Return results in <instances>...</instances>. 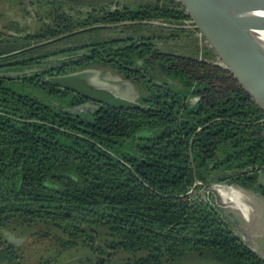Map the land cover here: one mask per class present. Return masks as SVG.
<instances>
[{
  "label": "trees",
  "instance_id": "1",
  "mask_svg": "<svg viewBox=\"0 0 264 264\" xmlns=\"http://www.w3.org/2000/svg\"><path fill=\"white\" fill-rule=\"evenodd\" d=\"M34 3L42 26L28 32L11 20L2 30L15 34L0 33V73L16 72L0 75V264L30 263L4 238L29 230L58 242L59 254H96L93 264L119 254L128 264H176L193 253L264 264L201 193L227 182L264 195V109L220 61L162 52L144 35L153 22L165 24L154 26L164 41L176 36L163 30L195 25L182 2L108 3L89 18L62 12L58 0ZM100 67L130 80L146 107L81 111L92 101L46 82Z\"/></svg>",
  "mask_w": 264,
  "mask_h": 264
},
{
  "label": "water",
  "instance_id": "2",
  "mask_svg": "<svg viewBox=\"0 0 264 264\" xmlns=\"http://www.w3.org/2000/svg\"><path fill=\"white\" fill-rule=\"evenodd\" d=\"M193 17V27L203 33L222 66L229 69L264 109V30L263 0H179ZM159 23V22H157ZM162 24V23H161ZM165 25V24H162ZM77 30L40 45L86 31ZM97 68L46 79L55 87L74 92L92 102L113 108H145V104L120 95L110 84L98 81ZM1 76L13 74L0 73ZM84 107L80 108L82 111ZM201 184L196 181V185ZM227 220L240 227L252 248L264 260V225L254 214L241 208L224 212ZM242 241L243 238L234 232Z\"/></svg>",
  "mask_w": 264,
  "mask_h": 264
},
{
  "label": "rangeland",
  "instance_id": "3",
  "mask_svg": "<svg viewBox=\"0 0 264 264\" xmlns=\"http://www.w3.org/2000/svg\"><path fill=\"white\" fill-rule=\"evenodd\" d=\"M32 1L40 2L42 0H23V4H19V0H1L0 2V33L6 34H15L12 31L2 30L5 25L13 21L19 22L20 25L28 27V32L36 31L39 26H42V6L31 5ZM91 1H103L104 3H110L113 6L116 4L128 3L136 6V4H146L149 0H88ZM118 1V2H116ZM116 2V3H115ZM28 10V11H27ZM28 12V14L26 13ZM74 18H84V14L81 12L74 11L72 12ZM152 29H149L144 32L146 37H155L153 41L162 52L174 53L183 56H193L198 58H204L209 61L219 62V58L208 57L207 52L213 48L210 46V43L207 41L205 36L201 31L195 29L192 25L186 24L181 26L182 29H185L184 32L172 31L166 29L162 31V34L165 36L174 35L173 39L169 41L160 40L159 31L154 26H161V23L153 22ZM173 29V28H172ZM121 30V29H120ZM114 32H117V29H113ZM104 35H111L109 31H104ZM116 35V34H114ZM123 36H126L123 35ZM122 37V36H120ZM214 51V50H213ZM215 53V51H214ZM98 71V81L104 82L106 84L112 85L120 95H123L129 99L137 100L139 97V91L137 87L128 79H125L120 74L115 73L110 68H97ZM25 72H30V70L19 72L23 75ZM9 74H15L16 72H7ZM24 92L32 94L38 97L41 101L49 103H57L55 97H48L47 93L40 89H34L28 87ZM96 105L92 103L85 104L83 110H91L95 108ZM260 182L264 184V174H260ZM204 189V188H203ZM209 189V190H208ZM208 191L201 190L202 196H205L206 192L210 191V195L214 204L218 205L224 212L227 210L241 208L246 214H254L264 225V196L259 193L254 192L253 190L242 188L240 186L230 185L229 183H215ZM205 190V189H204ZM225 190H232L235 192L243 201V204L235 206L229 197L228 193ZM233 231L238 233L244 240L247 245H250L249 238L247 235L240 229V227L231 223ZM31 230L27 231L25 235L21 236L16 232H7L4 235V238L7 240H13L17 245V249L22 255V259L28 261L29 264H38L40 260L46 259L48 257L53 258V264H93L92 261H87L88 257L93 259L97 258L96 254H91L82 249L76 251L71 249L66 251L63 254H59L61 248L59 247L58 242L51 241L49 239H43L35 237L34 233L31 235ZM99 245V244H98ZM106 258V256H105ZM127 256L124 254H119L112 256L108 262L105 264H128L126 263ZM176 264H219L212 256L206 255L201 256L199 254H188L178 260Z\"/></svg>",
  "mask_w": 264,
  "mask_h": 264
},
{
  "label": "flooded vegetation",
  "instance_id": "4",
  "mask_svg": "<svg viewBox=\"0 0 264 264\" xmlns=\"http://www.w3.org/2000/svg\"><path fill=\"white\" fill-rule=\"evenodd\" d=\"M60 3L62 2V3H65V5H63V8H61V10H62V12H65L66 14H69V15H71V16H73L72 14V12H74V11H77L78 13L79 12H81V13H83L86 17H88L89 18V16H91V14L93 15L94 13H96V12H99V10L101 9V7H103V6H107V3H104L103 1H88V0H85L86 2H85V4L84 5H81V6H79V4H78V1L79 0H58ZM72 2V3H71ZM116 2H118V1H116ZM115 2V3H116ZM61 3V4H62ZM71 5V6H70ZM79 18V17H78ZM104 27H106V26H102V25H100V26H94V27H88V29L86 30V31H91V30H94V29H97V28H104ZM81 30V29H80ZM86 31H83V32H86ZM104 31H106V30H103L102 32H101V36H105L104 35ZM93 32H95V31H93ZM114 32V31H113ZM119 32H121V30H118L116 33H119ZM125 34V33H124ZM90 35H92V36H96L95 35V33H91ZM106 36H109V35H106ZM100 68H109V67H100ZM111 69V68H110ZM116 73V72H115ZM193 101H196V99L195 100H193ZM92 104H94L93 102H92ZM95 105V104H94ZM215 184V183H214ZM234 186H237V185H234ZM211 187V186H210ZM241 187V186H240ZM243 188V187H242ZM205 189V190H204ZM204 189H203V191H208L209 189L208 188H206V187H204ZM208 189V190H207ZM255 192V191H254ZM256 193H259L260 195H262V196H264L262 193H260V192H256ZM205 199H207V200H209V199H211L212 200V198H211V195H210V191L209 192H206L205 193V196H203ZM212 203H213V201H211ZM214 204V203H213ZM216 205V204H215ZM216 207H219L218 205H216ZM220 208V207H219ZM221 209V208H220ZM16 243H18V242H16Z\"/></svg>",
  "mask_w": 264,
  "mask_h": 264
},
{
  "label": "bare ground",
  "instance_id": "5",
  "mask_svg": "<svg viewBox=\"0 0 264 264\" xmlns=\"http://www.w3.org/2000/svg\"><path fill=\"white\" fill-rule=\"evenodd\" d=\"M258 33L261 36V38L264 40V30H260ZM225 191L226 193H228L229 197L231 198L235 206H239L240 204H243L242 199L235 192H233L232 190H225Z\"/></svg>",
  "mask_w": 264,
  "mask_h": 264
}]
</instances>
